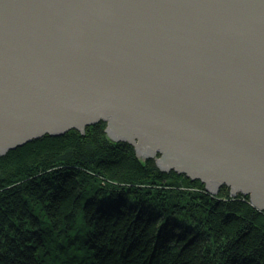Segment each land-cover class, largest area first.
<instances>
[{
    "label": "water",
    "instance_id": "1",
    "mask_svg": "<svg viewBox=\"0 0 264 264\" xmlns=\"http://www.w3.org/2000/svg\"><path fill=\"white\" fill-rule=\"evenodd\" d=\"M101 120L264 211V0H0V155Z\"/></svg>",
    "mask_w": 264,
    "mask_h": 264
},
{
    "label": "trees",
    "instance_id": "2",
    "mask_svg": "<svg viewBox=\"0 0 264 264\" xmlns=\"http://www.w3.org/2000/svg\"><path fill=\"white\" fill-rule=\"evenodd\" d=\"M106 121L0 155V264H264V211L114 141Z\"/></svg>",
    "mask_w": 264,
    "mask_h": 264
},
{
    "label": "rangeland",
    "instance_id": "3",
    "mask_svg": "<svg viewBox=\"0 0 264 264\" xmlns=\"http://www.w3.org/2000/svg\"><path fill=\"white\" fill-rule=\"evenodd\" d=\"M196 180H197V179H196ZM198 180H200V179H198ZM203 183H204V182H203ZM204 184H205V183H204ZM222 187H223V186H222ZM222 187H221V188H222ZM221 188H220V189H221ZM229 189H230V188H229ZM207 190H208V189H207ZM219 191H220V190H219ZM219 191H218V192H219ZM215 194H216V193H215Z\"/></svg>",
    "mask_w": 264,
    "mask_h": 264
}]
</instances>
